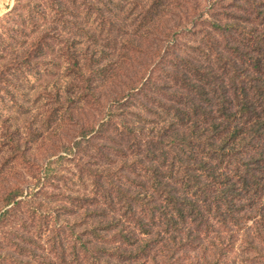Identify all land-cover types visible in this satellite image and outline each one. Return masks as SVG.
<instances>
[{
    "label": "trees",
    "instance_id": "16d2710c",
    "mask_svg": "<svg viewBox=\"0 0 264 264\" xmlns=\"http://www.w3.org/2000/svg\"><path fill=\"white\" fill-rule=\"evenodd\" d=\"M53 1L18 70L60 72L0 95V264H264V0Z\"/></svg>",
    "mask_w": 264,
    "mask_h": 264
},
{
    "label": "rangeland",
    "instance_id": "374dc122",
    "mask_svg": "<svg viewBox=\"0 0 264 264\" xmlns=\"http://www.w3.org/2000/svg\"><path fill=\"white\" fill-rule=\"evenodd\" d=\"M25 2H33L32 6L42 5L46 9V14H40L36 11L37 19L36 21L30 16L32 10L26 8L20 0H0V35H3L0 38V95L6 97V90L9 89L12 93L19 95L16 90L15 85H21L25 93L35 95V88L40 87L44 84V79L49 78L51 73L49 69H54L55 72H60V67L57 64H50L51 68H44L43 75L44 78L38 80L36 78V73L33 72L30 74L27 69L26 77L23 73H19L18 65L20 61V55L22 54L26 44L29 43L30 38H34L35 24H38L39 27H54L58 30L64 29V23L58 19L56 9H59L58 6L54 7L53 0H21ZM37 72V71H36ZM18 76H20V82L18 81ZM42 89V88H41ZM30 97L27 101V109L31 112H37L36 105L34 104L35 98ZM8 102L10 98L7 96ZM24 101V100H23ZM13 108L12 105L8 107L1 102L0 98V119L3 117L8 118L7 115L10 113H15L17 110ZM5 118V119H6ZM59 121L54 122L51 128L56 129L59 125ZM52 130L45 131V137H48L49 133L52 134ZM77 132L67 134V136L62 137L61 142L66 145H72L74 138L76 139ZM50 148V144H45ZM57 149V148H56ZM62 148L55 150L56 156L51 158V161L56 160L58 157L65 156V153L61 152ZM67 162V166L63 169V172L73 176L77 172L73 158ZM39 165L46 168V159L42 158L38 160ZM14 178V183L22 187V189H33L34 180L32 174L30 175L29 169L22 168L20 172Z\"/></svg>",
    "mask_w": 264,
    "mask_h": 264
}]
</instances>
